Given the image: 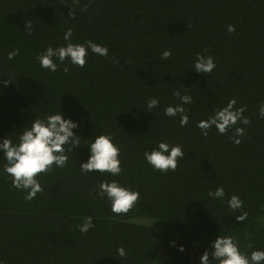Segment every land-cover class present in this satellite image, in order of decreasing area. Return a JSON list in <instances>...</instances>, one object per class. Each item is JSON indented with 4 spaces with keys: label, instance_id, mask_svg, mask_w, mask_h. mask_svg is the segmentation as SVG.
Masks as SVG:
<instances>
[{
    "label": "trees",
    "instance_id": "obj_1",
    "mask_svg": "<svg viewBox=\"0 0 264 264\" xmlns=\"http://www.w3.org/2000/svg\"><path fill=\"white\" fill-rule=\"evenodd\" d=\"M30 24L26 30L25 25ZM236 31L229 33L227 25ZM92 40L109 49L91 55L84 68L68 65L55 73L39 67L37 53ZM19 55L7 60V54ZM172 50L165 61L160 54ZM197 53L217 67L195 73ZM2 80L9 83L4 84ZM175 91L191 95L190 123L163 115L178 102ZM157 97L160 110H144ZM235 98L250 124L239 145L232 130L207 137L196 123ZM264 0H0V138H15L35 117L58 111L80 123L81 145L111 133L121 149L118 177L79 172L88 150L74 149L68 167L41 179L44 191L31 202L0 174V260L4 264H200L217 235L229 234L251 253L264 249ZM86 139V140H84ZM161 139L180 144L185 158L175 172H154L143 159ZM117 179L141 193L135 208L117 216L96 194L102 180ZM223 186L226 197L244 201L247 220L235 219L226 203L209 191ZM91 215L95 227L76 225ZM176 242L173 246L172 242ZM185 247L184 252L178 246ZM123 246L127 256L116 254Z\"/></svg>",
    "mask_w": 264,
    "mask_h": 264
},
{
    "label": "clouds",
    "instance_id": "obj_2",
    "mask_svg": "<svg viewBox=\"0 0 264 264\" xmlns=\"http://www.w3.org/2000/svg\"><path fill=\"white\" fill-rule=\"evenodd\" d=\"M26 30L30 24L25 25ZM227 31H236L234 25H227ZM73 30L68 28L63 40L65 43L53 47H45L37 53L36 61L39 67L47 72L55 73L60 66H63L65 74L69 73L68 65L77 68H84L91 55L108 57L109 49L106 46L86 40L83 43H73ZM171 49H165L160 54V60H168L172 56ZM19 55V49L8 52L7 60L11 61ZM217 67L213 56L197 53L192 61L191 69L202 75L211 74ZM4 84L9 83L2 80ZM178 102L163 107V115L169 119L178 121L181 128L189 125L190 119L186 105H191V95L182 94L180 91L173 93ZM236 99H230L225 106L216 109L212 115L196 123L202 136L207 137L209 130H215L226 134L232 130L229 137L231 142L239 145L245 135V128L239 125H249L250 120L244 115L246 105L236 107ZM160 100L153 96L147 99L144 110L155 113L160 110ZM260 118H264V103L257 109ZM80 127L78 121L65 118L61 108L58 111L49 112L42 117H35L28 125L24 126L15 138L10 134L0 138V174L9 178L13 188L24 193V200L31 202L38 194L44 191L41 179L54 168L63 169L68 167L70 156L74 155V149L84 146L88 150L87 159L79 163V172L83 176L101 175L118 177L122 174L121 149L111 133H101L92 136L91 139H84L86 144L81 145V136L75 132ZM185 152L180 144H171L163 139L158 141L151 150H145L143 159L154 172L167 175L175 172L179 163L184 160ZM96 194L105 199L110 205V211L117 215H127L138 204L141 193L130 186L121 184L119 180H102L96 188ZM212 200H219L226 203L233 212L239 211L235 216L236 221L247 220L248 213L243 211L244 201L238 195L226 197L223 186H218L214 191L207 193ZM95 227L91 215L83 218L81 223L76 225L81 234H87ZM176 246V242H172ZM178 251L184 252L183 245L178 246ZM116 254L123 259L127 252L123 246L116 248ZM200 264H264V249H254L251 253L242 250L239 241L227 233L217 235L208 243L199 258ZM0 264H4L0 260Z\"/></svg>",
    "mask_w": 264,
    "mask_h": 264
}]
</instances>
